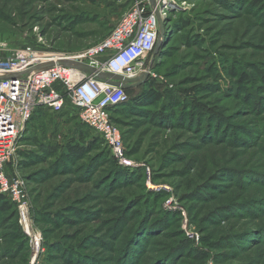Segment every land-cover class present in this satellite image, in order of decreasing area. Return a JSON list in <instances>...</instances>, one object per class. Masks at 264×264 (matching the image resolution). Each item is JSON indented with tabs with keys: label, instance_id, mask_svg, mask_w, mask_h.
I'll return each mask as SVG.
<instances>
[{
	"label": "rangeland",
	"instance_id": "1",
	"mask_svg": "<svg viewBox=\"0 0 264 264\" xmlns=\"http://www.w3.org/2000/svg\"><path fill=\"white\" fill-rule=\"evenodd\" d=\"M182 1L128 89L161 100L115 113L127 164L69 102L23 130L5 169L24 183L43 251L32 263L5 197L0 264H264V0ZM129 3L0 0V41L81 52Z\"/></svg>",
	"mask_w": 264,
	"mask_h": 264
},
{
	"label": "built area",
	"instance_id": "2",
	"mask_svg": "<svg viewBox=\"0 0 264 264\" xmlns=\"http://www.w3.org/2000/svg\"><path fill=\"white\" fill-rule=\"evenodd\" d=\"M184 3L130 0L110 34L81 52L41 53L32 46L13 47L0 41V194L16 205L20 227L30 239L32 263L43 251L42 238L33 228L22 179L9 176L5 169L16 141L39 111L60 113L69 102L81 121L108 145L113 158L127 164L122 132L112 113L130 101L129 88L100 75L135 80L130 88L142 84L147 58L160 40L161 24L165 28Z\"/></svg>",
	"mask_w": 264,
	"mask_h": 264
},
{
	"label": "trees",
	"instance_id": "3",
	"mask_svg": "<svg viewBox=\"0 0 264 264\" xmlns=\"http://www.w3.org/2000/svg\"><path fill=\"white\" fill-rule=\"evenodd\" d=\"M137 88V87H136ZM136 88H132V89H136ZM127 92H128V90H127ZM129 94V93H128ZM151 99H153V101L156 99V100H161V97L158 95V94H156V92H154V91H150L147 95H144L143 93L142 94H139V96L138 97H136L133 101H129L128 102V104H130V103H132V104H137V105H139L140 103L141 104H144V103H147V101H152ZM126 105V104H125ZM125 105H123V106H125ZM145 105V104H144ZM123 106H120V107H123ZM120 107H118L117 109H115L114 111H113V113H112V121L116 124V125H119V123H118V120H117V118L115 117V113H117V111H118V109L120 108ZM39 113V112H38ZM37 113V114H38ZM36 114V115H37ZM35 115V116H36ZM34 116V117H35ZM34 117H33V119H34ZM32 119V120H33ZM31 120V121H32ZM30 124V123H29ZM28 124V125H29ZM90 129V128H89ZM122 136H123V134H122ZM84 147H71L70 148V151H71V153L73 154V155H82L83 153H84ZM113 158V157H112ZM114 159V158H113ZM115 160V159H114ZM116 161V160H115ZM1 195V194H0ZM6 196H4V195H1V198H2V200H5V201H3V204L0 206L1 207V210H8V208L7 207H12L11 205H10V203H12V202H9V201H7L6 200V198H5ZM14 206H15V204L14 203H12ZM15 208H16V206H15ZM16 211H17V208H16ZM17 214H18V211H17Z\"/></svg>",
	"mask_w": 264,
	"mask_h": 264
},
{
	"label": "water",
	"instance_id": "4",
	"mask_svg": "<svg viewBox=\"0 0 264 264\" xmlns=\"http://www.w3.org/2000/svg\"><path fill=\"white\" fill-rule=\"evenodd\" d=\"M165 33H166V30L164 26L161 24L159 41H161V39L165 37ZM100 77L103 79H109V81L116 86H124L126 88H130L131 87L130 83H133L135 81V80L126 79L122 76L109 74V73H103L100 75Z\"/></svg>",
	"mask_w": 264,
	"mask_h": 264
}]
</instances>
